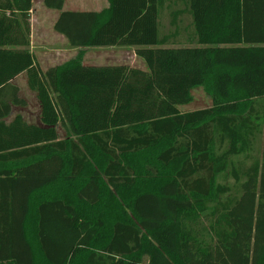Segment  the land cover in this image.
<instances>
[{"label": "trees", "instance_id": "16d2710c", "mask_svg": "<svg viewBox=\"0 0 264 264\" xmlns=\"http://www.w3.org/2000/svg\"><path fill=\"white\" fill-rule=\"evenodd\" d=\"M65 2L44 5L80 51L43 70L33 0H0V264H264V0ZM112 47L146 68L84 65ZM24 73L38 124L12 117Z\"/></svg>", "mask_w": 264, "mask_h": 264}, {"label": "crops", "instance_id": "0c3cea01", "mask_svg": "<svg viewBox=\"0 0 264 264\" xmlns=\"http://www.w3.org/2000/svg\"><path fill=\"white\" fill-rule=\"evenodd\" d=\"M92 1L93 2H91V0H66L65 5H64V11L101 12L102 10L109 7L108 0H105L104 1L105 3H102V4L97 2V5H99V7H96V0H92ZM44 2L45 0H33V10L31 12L32 34H31L30 50L32 53L35 54L37 61L39 65L42 67V69L47 70L51 67L61 66L67 63L68 61L74 59L78 55L80 49L72 48L69 45L67 39L63 35L55 31L54 26L58 18L60 17L61 12L48 9L47 7H45ZM35 36H37V38ZM111 49L112 50L119 49L118 51L119 54L127 55L126 56L127 59L133 60L134 57L135 59L137 58L135 55L134 48H127V47L91 48V49H87V51H90V52L94 51L98 54H103L101 58L99 57L101 60L97 62H93V63L91 62L86 63V61H84V65L86 66H107V65H101V64L102 63L106 64L105 61L106 59H108V56L106 54L109 53ZM138 60L140 61L139 62L140 66L138 67L134 65L132 66L131 63L113 64V65H129L131 67L145 69L146 65L144 64V62H142V60L140 59ZM45 64L49 65V67L44 68L43 66ZM20 79H23L26 87H28V80H27V76L25 73L20 75L16 79H14L13 83L16 84L20 88V90H22L21 86H19L18 84V81ZM30 91L29 92L32 95L34 94V96H36L35 92H33L32 90ZM20 95H22V91L20 92ZM37 106L39 107V104ZM13 114H14V110H13ZM12 117H14V115ZM39 121H40V107H39L38 122L34 124H38ZM254 150L255 151L253 152V157H256L259 161H262L263 151H264V135L262 137L260 136L257 138V140L255 141ZM250 162L251 161L246 162L247 163L246 166H249Z\"/></svg>", "mask_w": 264, "mask_h": 264}, {"label": "rangeland", "instance_id": "374dc122", "mask_svg": "<svg viewBox=\"0 0 264 264\" xmlns=\"http://www.w3.org/2000/svg\"><path fill=\"white\" fill-rule=\"evenodd\" d=\"M104 1L105 0H96V7H99V5H97V2L102 4V3H105ZM91 2H93V1L91 0ZM188 23H189L188 18H184V25L186 26V25H188ZM161 28H162V32L164 34L171 31L167 12H165L163 15ZM35 37L37 38V36H35ZM118 51H119V49H114V50L111 49V51H109V53L106 54L108 56V59H106V61H105L106 64L102 63L101 65L131 63L132 66L133 65L137 66V67L140 66V63H139L140 61L137 58L135 59V57H134L133 60L127 59V57H126L127 55L119 54ZM116 52H118V53H116ZM102 55L103 54H98L94 51H91V52L87 51L85 56H84V61H86V63L87 62H91V63L97 62V61L101 60L100 58L102 57ZM135 60H137V61H135ZM43 67L48 68L49 65L45 64ZM18 84L22 88L21 97L27 101V107H25L23 109L14 108V114L13 115H16L17 113H21L27 121H30L31 123L32 122L36 123V122H38V117H39V107L37 106L39 103L36 99V96H34V94L32 95L30 93L31 91L28 89V87H26L23 79H20L18 81ZM192 96H193V101L189 105L181 108V110L183 112L205 109V108H209L212 106V99L205 93V91L202 88L193 90ZM59 133H60V138L64 139L66 136L65 131L60 130ZM220 182H222L223 184L230 185V186L234 185V183L231 179H223L222 178V179H220ZM233 191H235V190H233ZM238 194H239V192H238Z\"/></svg>", "mask_w": 264, "mask_h": 264}]
</instances>
